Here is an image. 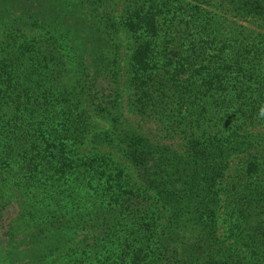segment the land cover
<instances>
[{
  "label": "trees",
  "instance_id": "obj_1",
  "mask_svg": "<svg viewBox=\"0 0 264 264\" xmlns=\"http://www.w3.org/2000/svg\"><path fill=\"white\" fill-rule=\"evenodd\" d=\"M115 1L0 0V264H264V0Z\"/></svg>",
  "mask_w": 264,
  "mask_h": 264
},
{
  "label": "rangeland",
  "instance_id": "obj_2",
  "mask_svg": "<svg viewBox=\"0 0 264 264\" xmlns=\"http://www.w3.org/2000/svg\"><path fill=\"white\" fill-rule=\"evenodd\" d=\"M129 2H130V0H116L115 2H113V3L108 5V7L110 8V10H111V12L113 14V19L112 20L115 21V23L118 24V22H121V20L124 19V17L127 14ZM178 3L181 6L187 5L186 9L183 6V8H181L180 11H182V9L193 10L196 7H201L203 5L204 7L203 6L202 7L205 8V10L207 12H211V0H178L176 4L179 5ZM119 27L122 28L123 26L119 25ZM118 34H120V36H121L122 45H124V49H123L122 53H123V58L125 59L126 58V54L129 52L128 48L130 47V44L132 42V40H131V35L132 34L129 33V32L123 33L121 30L118 31ZM202 48H205V49H202ZM199 49L205 50L206 58H204L203 55H200V56L197 57L196 49L186 52V54L190 55V58L192 59V62L194 64H196V67L190 68V70L187 73V77H192L193 80H195V79L198 80L200 77H202L204 75H207V74L210 75L211 74L209 72L210 68H208L207 66L206 67L205 66H201L202 64H207L206 63L207 61H204V59H208V57H211V48H209V47H207L206 45L203 44L197 50H199ZM200 51H198V53ZM195 68H199L200 69L199 72H194L193 70ZM122 90H124V87L122 88ZM125 95H126V93H125ZM125 109H126V111L124 112L123 118L125 120L129 121L130 117L132 116V114L131 113H127V110L129 109L128 107H125ZM102 126H106L104 122H102ZM145 128L146 129L148 128L149 130H151V132H154L153 129L156 128V124L153 121H149V122H147V126ZM170 133L172 134V130H170ZM180 137H182V136L179 135V134H174L173 133L172 136L167 134V138L164 139V142L165 143H174L176 145L177 144L178 145H182L183 140Z\"/></svg>",
  "mask_w": 264,
  "mask_h": 264
},
{
  "label": "clouds",
  "instance_id": "obj_3",
  "mask_svg": "<svg viewBox=\"0 0 264 264\" xmlns=\"http://www.w3.org/2000/svg\"><path fill=\"white\" fill-rule=\"evenodd\" d=\"M260 116H261L262 118H264V107H262V108L260 109Z\"/></svg>",
  "mask_w": 264,
  "mask_h": 264
}]
</instances>
